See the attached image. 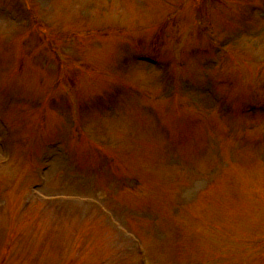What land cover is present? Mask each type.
Here are the masks:
<instances>
[{"label":"rangeland","instance_id":"obj_1","mask_svg":"<svg viewBox=\"0 0 264 264\" xmlns=\"http://www.w3.org/2000/svg\"><path fill=\"white\" fill-rule=\"evenodd\" d=\"M0 264H264V0H0Z\"/></svg>","mask_w":264,"mask_h":264}]
</instances>
